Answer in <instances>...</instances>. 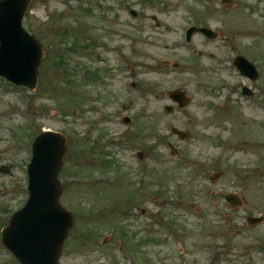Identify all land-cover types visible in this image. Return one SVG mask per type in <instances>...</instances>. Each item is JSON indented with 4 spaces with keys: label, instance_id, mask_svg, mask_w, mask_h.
Wrapping results in <instances>:
<instances>
[{
    "label": "rangeland",
    "instance_id": "rangeland-1",
    "mask_svg": "<svg viewBox=\"0 0 264 264\" xmlns=\"http://www.w3.org/2000/svg\"><path fill=\"white\" fill-rule=\"evenodd\" d=\"M193 24L217 38L187 45ZM22 26L43 56L33 91L0 78V229L24 203L33 138L50 130L67 140L60 202L74 215L60 264H264V112L223 86L264 100V0H31ZM239 54L255 81L225 69Z\"/></svg>",
    "mask_w": 264,
    "mask_h": 264
},
{
    "label": "water",
    "instance_id": "water-1",
    "mask_svg": "<svg viewBox=\"0 0 264 264\" xmlns=\"http://www.w3.org/2000/svg\"><path fill=\"white\" fill-rule=\"evenodd\" d=\"M30 0H0V75L32 89L35 86L42 57L41 45L21 28V19ZM195 31L191 29L190 34ZM213 38L208 30H198ZM244 63L245 60L240 58ZM247 64V63H246ZM254 79L256 73L248 67ZM183 105L181 92L170 94ZM166 110L171 111L170 107ZM126 121V120H125ZM180 138L185 134L171 130ZM65 151V139L53 132L38 135L32 144L28 166L29 199L15 213L3 230V243L22 264H58L64 239L73 223L71 213L59 204L60 186L57 180ZM3 171V170H0ZM231 206L236 205L230 196ZM255 222V220H253Z\"/></svg>",
    "mask_w": 264,
    "mask_h": 264
}]
</instances>
